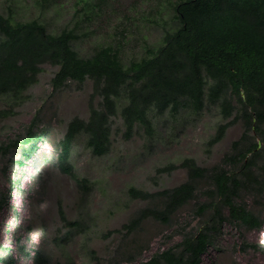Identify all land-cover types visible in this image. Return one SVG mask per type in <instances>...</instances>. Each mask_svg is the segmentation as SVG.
<instances>
[{"label": "trees", "instance_id": "obj_1", "mask_svg": "<svg viewBox=\"0 0 264 264\" xmlns=\"http://www.w3.org/2000/svg\"><path fill=\"white\" fill-rule=\"evenodd\" d=\"M94 1L79 0L85 20L100 7V0ZM6 2L17 5V0ZM38 3L44 10L57 6L55 0ZM164 10L173 15L164 21L162 43L147 46L144 56L126 64L112 44H98L89 55H80L74 44L80 37L79 22L51 33L37 19L15 22L10 14L0 13V121L14 116L27 101L26 92L38 83L43 64L58 67L50 80L52 94L71 83L81 87L87 79L93 82L89 118H72L56 138L37 109L22 132L0 144L7 168L35 163L49 146L54 167L74 181L83 197L90 185L75 170L74 147L83 136L93 155H106L116 117L122 120L125 140L143 134L146 146L164 123L199 117L211 109L219 121L206 141L207 151L230 127L241 128L211 166L184 157L177 166L156 169L161 175L183 168L186 178L180 184L153 192L131 187V200L143 205L118 229L98 233L90 218L68 219L58 202L59 226L51 238L55 255L17 239L15 248L29 264H75L69 247L76 240L99 264L89 243L94 237L114 235V264H203L210 249L220 250L226 228L239 234L241 243L234 248L241 253L263 251L244 235L264 230V0H166ZM95 96L100 99L97 106ZM10 191H0V215L10 205ZM186 208L190 220L181 224L177 215ZM148 222L172 229L168 238L173 242L145 257L149 245L140 241V233ZM0 264H19L11 247L0 245Z\"/></svg>", "mask_w": 264, "mask_h": 264}, {"label": "rangeland", "instance_id": "obj_2", "mask_svg": "<svg viewBox=\"0 0 264 264\" xmlns=\"http://www.w3.org/2000/svg\"><path fill=\"white\" fill-rule=\"evenodd\" d=\"M55 2L56 7L44 10L38 0H17L15 6L0 0V13L10 14L15 22L37 19L51 33L59 32L64 26L73 28L79 22L76 32L80 37L74 44L80 55H89L98 44H112L119 47V57L125 64L144 56L147 46L157 47L162 43L164 21L169 22L173 15L171 10H164L166 0H100V7L92 14L88 12L90 19L85 20L83 3L79 0ZM41 70L38 83L26 92L27 101L15 110L14 116L0 121V144L22 132L37 109L42 111L56 138L61 137L72 118L85 121L89 118L92 80L87 79L81 87L71 83L52 94L50 80L58 67L43 64ZM99 101L95 96L93 104L97 106ZM217 121L216 110L211 109L199 117L164 123L156 129L151 145L146 146L143 134L125 140L122 120L116 117L111 125L110 151L103 156L93 155L80 136L74 147L73 163L77 174L89 181L90 190L83 197L74 181L54 167L49 146L42 148L44 156L22 168L12 165L7 168V157L0 155V191L11 188L10 205L0 215V245L11 247L19 264L29 263L15 248L18 238L29 248L42 247L55 255L51 238L59 226L58 202L68 219L90 218L98 233L120 228L143 205L131 200L128 193L131 187L153 192L174 187L186 178L183 168L158 175V167L177 166L184 157L193 158L200 166L219 161L231 142L240 136L241 128L238 124L230 127L223 140L207 151L206 141L214 133ZM11 181L15 184L11 185ZM188 213L187 208L178 213L181 224L190 220ZM169 236H173L172 229L153 222L145 224L144 232L140 233V241L149 245L145 257L170 245L173 240ZM244 237L262 246L263 251L241 253L234 248L241 243L239 234L226 228L220 250L210 249L203 264H264V230L248 231ZM117 243L115 235L108 239L94 237L89 247L96 252L99 264H114L110 257ZM81 246L76 240L69 247L75 264H95Z\"/></svg>", "mask_w": 264, "mask_h": 264}]
</instances>
